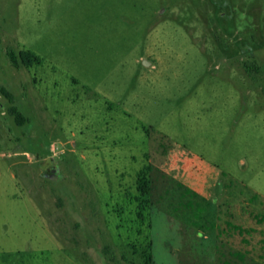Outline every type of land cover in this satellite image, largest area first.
Returning <instances> with one entry per match:
<instances>
[{"label":"rangeland","instance_id":"374dc122","mask_svg":"<svg viewBox=\"0 0 264 264\" xmlns=\"http://www.w3.org/2000/svg\"><path fill=\"white\" fill-rule=\"evenodd\" d=\"M262 211L264 0H0V264H264Z\"/></svg>","mask_w":264,"mask_h":264},{"label":"trees","instance_id":"16d2710c","mask_svg":"<svg viewBox=\"0 0 264 264\" xmlns=\"http://www.w3.org/2000/svg\"><path fill=\"white\" fill-rule=\"evenodd\" d=\"M10 59L14 65H18V59L24 65H31L32 63H41L42 58L37 55L34 51L30 49H20L17 53L11 51L9 53ZM3 90V89H2ZM8 94V93H7ZM9 95V94H8ZM12 112L15 114L16 121L20 122L24 119V115L17 110L15 106H11ZM149 165H146L138 174L137 177V191L139 192L137 199L139 203V209H142L150 204L149 200V179L147 176V171L149 170ZM258 194L256 192L249 195V199H256ZM255 221L257 223L264 222V211L259 214H253ZM229 227H232L238 231L239 234L250 233L254 231V227H244L239 224H235L231 221H226ZM248 241V240H244ZM133 253L139 254L142 264H154V259L151 252L152 240L148 238L147 240L140 242L139 244H132ZM225 264H230L225 262Z\"/></svg>","mask_w":264,"mask_h":264}]
</instances>
